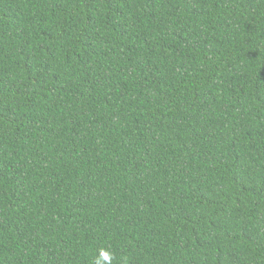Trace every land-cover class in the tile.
Returning a JSON list of instances; mask_svg holds the SVG:
<instances>
[{
  "label": "trees",
  "instance_id": "1",
  "mask_svg": "<svg viewBox=\"0 0 264 264\" xmlns=\"http://www.w3.org/2000/svg\"><path fill=\"white\" fill-rule=\"evenodd\" d=\"M0 264H264V0H0Z\"/></svg>",
  "mask_w": 264,
  "mask_h": 264
},
{
  "label": "clouds",
  "instance_id": "2",
  "mask_svg": "<svg viewBox=\"0 0 264 264\" xmlns=\"http://www.w3.org/2000/svg\"><path fill=\"white\" fill-rule=\"evenodd\" d=\"M102 256H103V259H104L105 261H107V260L110 259L109 255H108L107 253H102Z\"/></svg>",
  "mask_w": 264,
  "mask_h": 264
}]
</instances>
